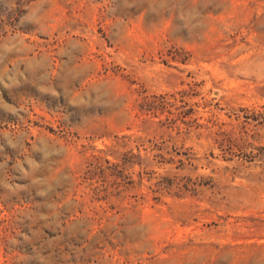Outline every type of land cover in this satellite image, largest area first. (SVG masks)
<instances>
[{"label": "rangeland", "instance_id": "obj_1", "mask_svg": "<svg viewBox=\"0 0 264 264\" xmlns=\"http://www.w3.org/2000/svg\"><path fill=\"white\" fill-rule=\"evenodd\" d=\"M0 264H264V0H0Z\"/></svg>", "mask_w": 264, "mask_h": 264}]
</instances>
